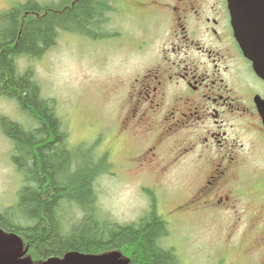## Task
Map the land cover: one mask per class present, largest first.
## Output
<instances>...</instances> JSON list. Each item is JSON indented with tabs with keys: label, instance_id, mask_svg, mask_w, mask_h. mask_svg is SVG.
Here are the masks:
<instances>
[{
	"label": "rangeland",
	"instance_id": "374dc122",
	"mask_svg": "<svg viewBox=\"0 0 264 264\" xmlns=\"http://www.w3.org/2000/svg\"><path fill=\"white\" fill-rule=\"evenodd\" d=\"M26 1L0 0V12ZM52 1L60 0H36L37 4ZM109 18L110 26L103 28L117 31L118 35L98 39L70 35L68 39L62 33L39 59H19L21 69L33 68L43 94L57 99L58 114L70 142L89 146L97 142L96 154L108 155L112 165L95 183L99 207L115 222L126 224L138 221L155 206L168 225V235L161 244L174 247L185 264H264V248L258 237L259 229L264 228V213L257 214L264 200L230 195L231 199L221 203L189 202L192 192L208 174L204 166L193 167V149L182 152L191 148L193 137L185 134L163 140L135 123L122 133L123 109L127 111L122 104L129 83L159 60L155 56L153 62L148 58L150 54L132 51L126 37L131 35L130 30L136 37L142 33L135 19L132 26L125 7L111 12ZM6 27L0 18V33ZM0 114L19 121L27 118L14 100L5 97H0ZM156 142L161 145L154 162L138 165L136 159ZM12 150V142L0 129V209L16 202L22 184V176L10 159ZM246 156L244 178L234 180L238 181V189L255 184L260 173L264 176L258 152L254 150ZM153 190L157 191L156 201L150 196L156 194ZM227 191L224 189L222 195Z\"/></svg>",
	"mask_w": 264,
	"mask_h": 264
},
{
	"label": "trees",
	"instance_id": "16d2710c",
	"mask_svg": "<svg viewBox=\"0 0 264 264\" xmlns=\"http://www.w3.org/2000/svg\"><path fill=\"white\" fill-rule=\"evenodd\" d=\"M72 1L27 0L0 12L8 25L0 33V97L14 100L27 116L19 121L0 114V129L13 146L10 159L22 176L16 202L0 209V226L21 235L37 263L69 251L117 249L131 264H184L174 247L161 244L168 226L155 206L126 224L101 210L95 183L112 165L108 155L96 154L97 142H70L57 99L43 94L32 67L19 65L21 58L42 57L63 32L103 35L108 0Z\"/></svg>",
	"mask_w": 264,
	"mask_h": 264
},
{
	"label": "flooded vegetation",
	"instance_id": "af4514ba",
	"mask_svg": "<svg viewBox=\"0 0 264 264\" xmlns=\"http://www.w3.org/2000/svg\"><path fill=\"white\" fill-rule=\"evenodd\" d=\"M125 8L132 26L136 20L142 33L136 37L131 30L126 37L132 51L159 61L129 83L122 133L135 123L163 140L193 137L191 148L181 151L193 149V167L204 166L208 174L189 202L221 203L240 195L264 200L261 173L243 189L234 181L244 178L246 155L254 150L264 168V78L234 35L230 0H125ZM159 145L140 155L138 165L154 162ZM224 189L228 191L222 195ZM261 211L264 206L257 214ZM259 230L264 248V228Z\"/></svg>",
	"mask_w": 264,
	"mask_h": 264
},
{
	"label": "water",
	"instance_id": "95a60500",
	"mask_svg": "<svg viewBox=\"0 0 264 264\" xmlns=\"http://www.w3.org/2000/svg\"><path fill=\"white\" fill-rule=\"evenodd\" d=\"M234 34L244 54L253 61L264 78V0H230ZM21 235L0 226V264H130L119 250L103 253L69 251L63 257H51L36 263L27 254Z\"/></svg>",
	"mask_w": 264,
	"mask_h": 264
}]
</instances>
